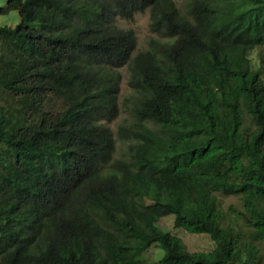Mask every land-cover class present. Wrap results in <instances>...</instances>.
Returning <instances> with one entry per match:
<instances>
[{
    "label": "trees",
    "instance_id": "trees-1",
    "mask_svg": "<svg viewBox=\"0 0 264 264\" xmlns=\"http://www.w3.org/2000/svg\"><path fill=\"white\" fill-rule=\"evenodd\" d=\"M11 10L0 264H264V0H7L0 14ZM146 10L155 35L137 50L116 19ZM124 65L118 155L105 121ZM169 214L214 248L190 251L159 226Z\"/></svg>",
    "mask_w": 264,
    "mask_h": 264
},
{
    "label": "rangeland",
    "instance_id": "rangeland-1",
    "mask_svg": "<svg viewBox=\"0 0 264 264\" xmlns=\"http://www.w3.org/2000/svg\"><path fill=\"white\" fill-rule=\"evenodd\" d=\"M179 6L183 5V0H175ZM7 0H0V8L5 6ZM20 15L18 10H11L8 13L0 14V25L11 24L15 25L18 23ZM116 22L119 26L131 28L135 31L137 36V50L146 48L148 45V38L151 35H155L150 29V12L149 10L137 12L132 18L117 17ZM258 50L253 53L256 55ZM122 77L120 80V91H119V114L110 121H105L115 131L118 140V152L120 155L124 148L127 147L126 143L118 137L117 131L118 126L121 122L125 121L129 117L128 105L126 104L129 97H131L132 89L128 83L129 69L127 65L119 67ZM237 196H228L223 199V208L227 210L230 204L237 205ZM174 214H169L159 221V226L164 231H169L179 237L186 243L190 251H210L215 246V241L211 238L208 233H194L189 232L181 227H175L174 225ZM164 251L161 247L153 245L146 252L145 256L149 260H158L162 257ZM246 257V254L243 255ZM239 264V263H236Z\"/></svg>",
    "mask_w": 264,
    "mask_h": 264
}]
</instances>
